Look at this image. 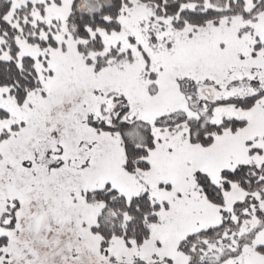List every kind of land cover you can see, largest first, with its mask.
Masks as SVG:
<instances>
[{
    "label": "snow or ice",
    "instance_id": "6c2138e0",
    "mask_svg": "<svg viewBox=\"0 0 264 264\" xmlns=\"http://www.w3.org/2000/svg\"><path fill=\"white\" fill-rule=\"evenodd\" d=\"M0 264H264V0H0Z\"/></svg>",
    "mask_w": 264,
    "mask_h": 264
}]
</instances>
